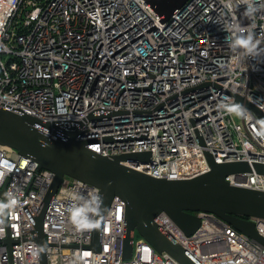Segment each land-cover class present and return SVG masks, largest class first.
Instances as JSON below:
<instances>
[{"label":"built area","instance_id":"built-area-1","mask_svg":"<svg viewBox=\"0 0 264 264\" xmlns=\"http://www.w3.org/2000/svg\"><path fill=\"white\" fill-rule=\"evenodd\" d=\"M189 0L171 17L144 0H0V107L28 114L35 127L65 139L92 140L105 157L149 153L123 165L155 178L189 179L215 163L264 164V0L248 19L244 4ZM250 26L256 54L235 63L224 26ZM242 104L226 108L235 102ZM54 174L29 155L0 145V264H39L34 232ZM264 191V175L225 177ZM98 187L64 176L42 220L46 264H179L136 231L123 257V201L103 214L100 249L93 223L70 221L69 196ZM189 235L165 214L155 222L199 264H264V245L209 212H195ZM264 239V220L251 219Z\"/></svg>","mask_w":264,"mask_h":264},{"label":"water","instance_id":"water-1","mask_svg":"<svg viewBox=\"0 0 264 264\" xmlns=\"http://www.w3.org/2000/svg\"><path fill=\"white\" fill-rule=\"evenodd\" d=\"M163 19L189 0H144ZM242 104L235 102L226 108ZM264 122L261 112L249 103ZM39 121L25 113L18 114L0 107V145L15 149L20 155L34 158L41 168L54 176L44 196L45 207L36 218L34 232L39 264H46L42 220L45 208L64 176L84 181L100 190L101 205L92 227L90 247L100 249L103 214L114 197L124 205L123 257L129 258L134 231L156 251L165 252L179 264H199L176 240L162 230L155 218L165 213L180 230L191 234L199 225L195 212H209L264 245V239L254 228L251 219L264 220V191L232 186L225 180L229 174L251 172L264 175V164L247 162L215 163L210 155V170L189 179L155 178L131 169L122 162L148 161L149 153L105 157L90 150L92 140L78 139L72 132L65 139L48 135L35 127ZM0 195L4 196L0 191Z\"/></svg>","mask_w":264,"mask_h":264},{"label":"clouds","instance_id":"clouds-1","mask_svg":"<svg viewBox=\"0 0 264 264\" xmlns=\"http://www.w3.org/2000/svg\"><path fill=\"white\" fill-rule=\"evenodd\" d=\"M244 4L243 16L252 19L259 12L258 0H241ZM234 0H225L226 10H233L238 7ZM225 31V44L233 53L232 59L239 63L242 59L254 56L258 47L253 30L250 26L242 24L238 19L233 18L227 23ZM70 207L68 208V218L70 221L79 220L84 223H93L94 217L99 214L100 201L94 194L86 195L80 192H73L69 196Z\"/></svg>","mask_w":264,"mask_h":264}]
</instances>
